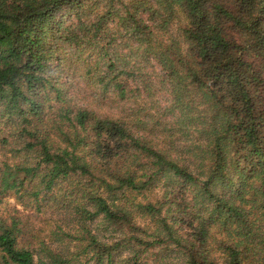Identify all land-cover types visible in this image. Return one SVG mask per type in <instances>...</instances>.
<instances>
[{
    "label": "trees",
    "instance_id": "1",
    "mask_svg": "<svg viewBox=\"0 0 264 264\" xmlns=\"http://www.w3.org/2000/svg\"><path fill=\"white\" fill-rule=\"evenodd\" d=\"M0 156V264H264V0H0Z\"/></svg>",
    "mask_w": 264,
    "mask_h": 264
},
{
    "label": "rangeland",
    "instance_id": "2",
    "mask_svg": "<svg viewBox=\"0 0 264 264\" xmlns=\"http://www.w3.org/2000/svg\"><path fill=\"white\" fill-rule=\"evenodd\" d=\"M64 80L70 83L75 82L76 84V81L74 79L71 78L68 79L67 77H64ZM76 80H79V78L76 77ZM71 90L73 93H77V94L79 91H81V89L76 87H72ZM83 93L84 92L80 94V97L83 96ZM83 97H85V94ZM19 204H20L19 199L16 197V194L13 191L5 193L1 198L0 216L6 220H10L13 216H16L18 218H21L25 222L23 226L26 230L29 231L38 230V228H40L43 225L44 216L41 215L40 213L36 214L34 207H28L27 210H24L19 206Z\"/></svg>",
    "mask_w": 264,
    "mask_h": 264
}]
</instances>
